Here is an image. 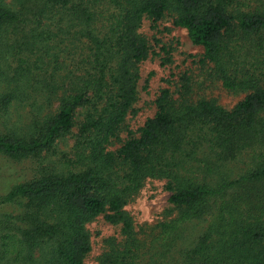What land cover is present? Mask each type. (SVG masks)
Segmentation results:
<instances>
[{
    "label": "trees",
    "instance_id": "1",
    "mask_svg": "<svg viewBox=\"0 0 264 264\" xmlns=\"http://www.w3.org/2000/svg\"><path fill=\"white\" fill-rule=\"evenodd\" d=\"M171 14L228 110L183 76L110 150L138 100L139 32ZM163 180L177 215L125 210ZM0 264H85L88 225L121 229L98 264H264V0H0Z\"/></svg>",
    "mask_w": 264,
    "mask_h": 264
},
{
    "label": "rangeland",
    "instance_id": "2",
    "mask_svg": "<svg viewBox=\"0 0 264 264\" xmlns=\"http://www.w3.org/2000/svg\"><path fill=\"white\" fill-rule=\"evenodd\" d=\"M139 32L148 39L152 52L149 59L139 65L138 100L118 138L112 141L110 150L120 148L131 137H138L139 129L156 114L155 101L162 89L170 88L176 93L177 83L181 84L183 76L189 77L193 84H201L196 88V97L215 99L228 110L245 98L246 94L227 91L220 82H213L207 77V68L204 69L200 62L204 55L203 47L193 44L186 29L174 25L171 14L157 24L145 19ZM165 184L163 180H148L125 207L137 230L177 215L169 202L170 193ZM5 190L0 189V192ZM87 227L91 234L92 251L85 264H98L99 257L107 248L105 241L111 237L122 240L121 229L108 223L103 216Z\"/></svg>",
    "mask_w": 264,
    "mask_h": 264
}]
</instances>
